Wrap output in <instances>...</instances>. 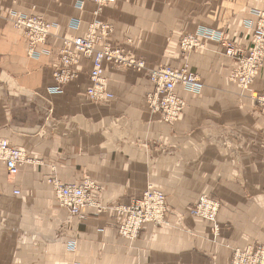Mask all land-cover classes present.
<instances>
[{"label":"crops","instance_id":"0c3cea01","mask_svg":"<svg viewBox=\"0 0 264 264\" xmlns=\"http://www.w3.org/2000/svg\"><path fill=\"white\" fill-rule=\"evenodd\" d=\"M263 4L114 0L101 11L98 20L114 30L108 41L146 68L187 65L199 76V94L177 91L187 108L169 125L147 107L153 85L145 71L104 65L113 99L94 103L86 97L92 63L79 57L76 78L62 94L49 93L60 41L86 32L96 19L92 0H0V139L30 160L15 177L0 163V264H227L231 248L264 245V110L252 98L264 92V66L242 93L228 80L234 64L223 42L185 56L178 47L182 36L205 29L246 48L251 10ZM12 12L54 26L39 58L27 56L23 33L7 22ZM86 179L109 212L86 208L78 218L58 207L49 182ZM148 185L165 193L169 226L147 224L135 241L123 240L112 210ZM202 194L222 204L217 237L186 213Z\"/></svg>","mask_w":264,"mask_h":264},{"label":"built area","instance_id":"2783aa9c","mask_svg":"<svg viewBox=\"0 0 264 264\" xmlns=\"http://www.w3.org/2000/svg\"><path fill=\"white\" fill-rule=\"evenodd\" d=\"M110 1L112 2L113 0H103L101 5L108 4ZM256 16L258 21L255 35L253 36L252 47L250 46L251 48L247 55L249 57L246 60L240 61L239 64V70L242 72L241 78H244H240L243 88H246L251 83V78L258 73V68L261 67L264 57V7L261 8ZM16 24L20 29L22 27L29 29L33 34L35 42L43 40L48 32V26L37 18L18 19ZM109 33V30L105 28L103 35L106 36ZM94 40V36L93 39L90 36H84L75 38L69 44L72 48V54L76 55V61L75 58H71L72 63H77L78 55H83L85 58L92 60L93 69L89 74L90 87L86 93L87 98L92 102H101L112 98L105 89L102 73L104 62L127 70L145 71L148 79L153 84V91L146 96L147 103L155 110L158 109L159 105L164 106V112L171 120H174L184 110L185 103L179 98L177 93L179 88L193 94L200 92L201 86L198 77L189 72L187 68L179 71L170 68H146L141 61H137L123 47L113 49L105 44L96 50L93 45ZM203 40L227 43L228 45H225V54L231 57L230 41L225 39L222 33L212 30L204 29L193 35L184 36L180 42L181 48L184 51L199 50L203 48L201 45ZM64 77L68 80H73L76 77V73L74 70H70L65 73ZM258 102L260 106L264 107V96H261ZM168 105L170 106L169 109L166 107ZM0 162L5 165L8 175L15 177L18 173V167L28 162V160L22 151L20 152L15 147H11L6 141L0 140ZM49 183L53 189L58 206L68 211L70 215L81 218L82 211L93 206L90 198L93 188L88 181H84L80 185H65L55 180ZM13 193L19 195V191L15 190ZM153 201L152 191H146L139 200L134 201L130 206L116 208L117 213L123 217V221L118 227V234L121 238L134 239L144 223L154 222L152 220ZM231 264H264V246L253 245L245 251L235 249Z\"/></svg>","mask_w":264,"mask_h":264},{"label":"rangeland","instance_id":"374dc122","mask_svg":"<svg viewBox=\"0 0 264 264\" xmlns=\"http://www.w3.org/2000/svg\"><path fill=\"white\" fill-rule=\"evenodd\" d=\"M92 2L94 4V6H95L94 16H95L96 19L89 24L86 32L84 34L80 35V36H76V37H73V38H63L60 41V45H59V47L57 49V55H58L57 56V62L51 68L52 69V79L54 81V87L48 89L50 94H53V95L62 94L63 93V89L65 88V86H67L69 83H71L74 80V79L73 80H68L64 76H65V73L67 71L75 70L76 66H78V63H79V61H78V59L80 57L79 55H78L76 64L71 62V58L72 57L75 58V61H76V55L72 54V48L69 46V44L72 43V41L75 38L84 37V36H90L93 39V36H94L95 40L93 42V45H94L96 50L100 49V47H103L105 44H107L106 46H108L110 48H113V49L122 47V46H115L114 44H112V43H110L108 41L111 38V36H112V34L114 32L113 27L110 24L103 23L100 20H98V17L100 15L101 11L104 8H106L108 5H111L112 2L110 1L108 4H104V5H101L103 0H92ZM260 10H261V8H256V9L251 10L252 16H255L256 19L253 22L250 21V22H248L246 24V26H247L246 28L250 31V34H251V39H250L249 46H247L246 48H242L241 46H239L238 44H236L234 41L231 40L230 43H231L232 55H231V57H228L225 54L228 58L232 59V62L234 64V66H233V68H232V70H231V72H230V74L228 76V80L233 85H235L240 90V92H242V93L247 92L248 89L250 88V86L253 84L252 82H254L257 79V77H258L257 74L255 76H253L251 78L252 79L251 83L249 85H247L246 88H243L242 87L243 84L241 82V79H244V78H241L242 72L239 70V64H240V61L246 60L249 57L247 55L249 53L250 48L252 47L253 36L255 35L256 24H257V21H258L256 15H258V12ZM33 18H37V19L41 20L42 22H44L48 26L47 35L44 37L43 40H39V41H36V42H35V40H33L34 39L33 38V34H32V32H30L29 29L23 28V27L20 29V28L17 27V24H16L18 19L26 20V19H33ZM7 22L11 25V27L14 30H17V31L23 33V35L25 37V40H26L27 56H29L30 58H34V59L35 58L36 59L39 58L41 53H42L40 51V48L45 46L48 38L51 35L52 29H53L54 26L50 22H48L47 20H45V19H43V18H41L39 16L38 17L37 16H31V15L24 14V13H21V12H12L7 17ZM78 25H79V23L75 22V23H71L70 26H71V28H77ZM105 28H107L109 30V32H110L106 36L103 35V32H104ZM180 42H181V40L179 41L178 47H179L181 53L184 56L187 55L188 53H191L193 51H199V50H202L204 48V44H201L203 48H201L199 50L194 49V50H191V51H184L181 48ZM126 43H127V45H129V44L132 43V41H127ZM226 44L227 43L224 44V47H225ZM125 50L128 51L129 54L132 57H134L137 61H141L146 67V63H145V61L142 58L135 57L132 54L131 50H129V49L125 48ZM225 51H226V49H225ZM233 54H234V56H233ZM82 58H84L86 60H89L92 63L91 59L85 58L84 56ZM108 64H110V63L104 62L105 66H111V65H108ZM263 64H264V57H263V61L261 62V67L258 68L259 69L258 72H260L262 70V68L264 66ZM111 67L114 68V69H121L119 66H111ZM162 68H170V67H162ZM183 68H187V70L189 72H191L192 74L196 75L198 77V79H199L200 84H201V80H200L199 76L196 73H193L192 71H190L187 65H184L181 69H183ZM150 69H154V68H150ZM170 69L175 70V71L177 70V69H173V68H170ZM181 69H178L177 71H179ZM140 72H142V71H140ZM258 75H259V73H258ZM76 76H77V74H76ZM89 84H90V81H89ZM261 96H264V92L263 93H259V94H253L252 98L255 101L256 107L264 110V107L260 106V103L258 102V99L261 98ZM183 102L185 103V105L183 107L184 110H182L180 112V114L176 118H174V120H171L170 117L166 116V113L164 112L165 111V107L164 106H160L159 105L157 110H155L153 107H152L153 108V110H152V108L149 107V111L151 113H153V114H158L160 116L162 122H164L166 124H169V125H173V124L177 123L180 120L181 116L183 115L184 111L187 108L186 102L184 100H183ZM166 107H167V109L170 108L169 105L166 106ZM0 140H4V139H0ZM4 141H6V140H4ZM262 150L264 152V139H263V142H262ZM23 153L25 154V152H23ZM25 156H26V154H25ZM26 159L28 160L27 156H26ZM29 161L30 160H28V162ZM84 181H88L91 184V180H89V179L83 180L80 184L84 183ZM94 187H95V190L92 192V195L95 192L99 191L98 186H94ZM146 191H152V194H153L154 201L152 203V220H154V222L153 223H150V222L149 223H147V222L144 223V225L138 231V234L136 235V237L134 239L130 240V239L123 238V240H127L129 242L135 241L138 238V236H139L141 230L143 229V227L145 225H147V224L153 225L155 228H159V227H163V226H169V224L167 222V218H168V214H169V207L167 205V197H166L165 193L160 188H158V187H156L154 185H148L144 192H146ZM90 198H91V193H90ZM95 202L97 203L96 200H95ZM221 207H222V204H221L220 200H218L216 198L209 197L206 194H202L193 203H191L190 205L187 206L186 213L192 219H196V220H200V221L206 222L209 225L211 236L212 237H217V236H219V232H220V226L218 224L217 218H218V214L220 212ZM90 208L94 209L98 214H103L105 212H109L110 211L109 208L101 207L100 205H96V204H93V207H90ZM116 208H118V207L113 208L112 211L115 213V216L117 218H119V220L122 221L123 217L120 216L117 213ZM81 218H82V216H81ZM120 224H119V226H120ZM252 245H262V244L255 243V244H252ZM250 246H251V244L248 245V246H245L243 248H231L230 249L231 250V256H230L229 261H228L227 264H231V260H232V257H233V251L235 249H238V250H241V251H245ZM262 246H264V245H262Z\"/></svg>","mask_w":264,"mask_h":264},{"label":"bare ground","instance_id":"6f19581e","mask_svg":"<svg viewBox=\"0 0 264 264\" xmlns=\"http://www.w3.org/2000/svg\"><path fill=\"white\" fill-rule=\"evenodd\" d=\"M263 7H264V4H263ZM262 7V8H263ZM187 35H193V34H187ZM187 35H184V36H187ZM184 36H182V38L184 37ZM181 40V39H180ZM206 41H204L203 40V42H202V44H204ZM80 57H83V55H80ZM79 61V60H78ZM108 65H111V64H108ZM111 66H113V65H111ZM103 68H104V65H103ZM121 68V67H120ZM93 69V67L91 66V70ZM121 69H123V70H126V71H133V70H127V69H124V68H121ZM91 70H90V72H91ZM103 70V69H102ZM137 72H139V71H137ZM102 73H104V70L102 71ZM259 73V72H258ZM258 73H257V76H258ZM90 74V73H89ZM256 76V77H257ZM104 78V77H103ZM104 81H105V78H104ZM254 81V80H253ZM151 82V81H150ZM200 83V82H199ZM253 83V82H252ZM153 85V84H152ZM200 86H201V88H202V85L200 84ZM89 89V88H88ZM105 89H106V92L110 95V96H112L109 92H108V90H107V88H106V83H105ZM201 90V89H200ZM147 96V95H146ZM86 97H87V94H86ZM88 99V98H87ZM113 99V96H112V98H110V99H108V100H105V101H101V102H94V103H105V102H108V101H110V100H112ZM89 100V99H88ZM90 101V100H89ZM92 102V101H91ZM146 104H147V107H148V109H149V104L147 103V101H146ZM153 114V113H152ZM7 142V141H6ZM8 143V142H7ZM9 144V143H8ZM11 147H13V146H11ZM17 149V148H16ZM20 151V150H19ZM21 152V151H20ZM1 163V162H0ZM7 171V170H6ZM18 171H19V167H18ZM8 173V172H7ZM18 174V173H17ZM65 185H71V184H65ZM73 185V184H72ZM92 185V191H91V202L93 203V204H96V205H99V204H97L96 202H95V200L93 199V195H92V192L95 190V185L94 184H91ZM52 191H53V189H52ZM145 192H143L138 198H136V199H134L133 201H132V203L134 202V201H136V200H139L142 196H143V194H144ZM57 202V201H56ZM131 203V204H132ZM130 204V205H131ZM58 205V204H57ZM129 205V206H130ZM59 207V206H58ZM91 207H93V206H91ZM60 208V207H59ZM119 208V207H118ZM60 209H62V208H60ZM122 221H123V219H122ZM118 236H119V234H118ZM120 237V236H119ZM121 238V237H120ZM121 239H123V238H121ZM251 246H253V245H251Z\"/></svg>","mask_w":264,"mask_h":264}]
</instances>
